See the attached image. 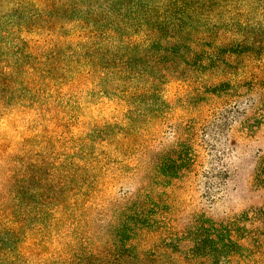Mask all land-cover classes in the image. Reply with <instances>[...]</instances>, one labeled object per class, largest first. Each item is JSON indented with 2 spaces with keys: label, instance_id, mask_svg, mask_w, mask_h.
<instances>
[{
  "label": "rangeland",
  "instance_id": "obj_1",
  "mask_svg": "<svg viewBox=\"0 0 264 264\" xmlns=\"http://www.w3.org/2000/svg\"><path fill=\"white\" fill-rule=\"evenodd\" d=\"M263 156L264 0H0V264H208Z\"/></svg>",
  "mask_w": 264,
  "mask_h": 264
},
{
  "label": "trees",
  "instance_id": "obj_2",
  "mask_svg": "<svg viewBox=\"0 0 264 264\" xmlns=\"http://www.w3.org/2000/svg\"><path fill=\"white\" fill-rule=\"evenodd\" d=\"M156 44L157 41L153 46ZM191 151V147L184 143L179 148L166 152L156 163V168L163 179L177 178L181 171L188 170L193 163ZM255 183L258 187L264 188V156L257 163ZM135 205L138 206L136 203ZM126 220L120 225L121 229L130 226V221L134 219L129 216ZM193 234L197 236L192 251L193 257L207 259L208 264H220L222 259L247 256L260 257L264 263V206L220 223L202 216L196 222ZM244 241H247L248 245L243 244ZM120 242H125L123 237ZM124 247L123 244L120 245L119 251ZM79 264L85 263L81 261Z\"/></svg>",
  "mask_w": 264,
  "mask_h": 264
}]
</instances>
